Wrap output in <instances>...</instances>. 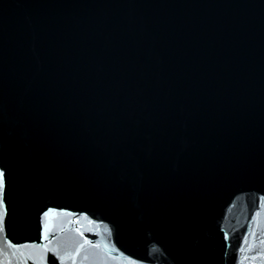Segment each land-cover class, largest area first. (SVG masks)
<instances>
[{
    "label": "water",
    "instance_id": "obj_1",
    "mask_svg": "<svg viewBox=\"0 0 264 264\" xmlns=\"http://www.w3.org/2000/svg\"><path fill=\"white\" fill-rule=\"evenodd\" d=\"M0 172V264H264V0H0Z\"/></svg>",
    "mask_w": 264,
    "mask_h": 264
},
{
    "label": "snow or ice",
    "instance_id": "obj_2",
    "mask_svg": "<svg viewBox=\"0 0 264 264\" xmlns=\"http://www.w3.org/2000/svg\"><path fill=\"white\" fill-rule=\"evenodd\" d=\"M2 192H3V173L0 172V197H2ZM3 208V202H2V199H0V209ZM3 213L0 212V216H2ZM47 215V214H46ZM46 233L48 231V229L46 228ZM45 239H47V235H45ZM81 247H83V245H81Z\"/></svg>",
    "mask_w": 264,
    "mask_h": 264
}]
</instances>
